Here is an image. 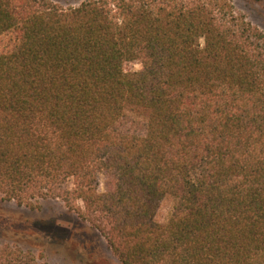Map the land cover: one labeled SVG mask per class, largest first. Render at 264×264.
Returning a JSON list of instances; mask_svg holds the SVG:
<instances>
[{
  "label": "trees",
  "instance_id": "obj_1",
  "mask_svg": "<svg viewBox=\"0 0 264 264\" xmlns=\"http://www.w3.org/2000/svg\"><path fill=\"white\" fill-rule=\"evenodd\" d=\"M8 32L4 200H61L120 264H264V31L231 0H0Z\"/></svg>",
  "mask_w": 264,
  "mask_h": 264
},
{
  "label": "rangeland",
  "instance_id": "obj_2",
  "mask_svg": "<svg viewBox=\"0 0 264 264\" xmlns=\"http://www.w3.org/2000/svg\"><path fill=\"white\" fill-rule=\"evenodd\" d=\"M58 5L76 6L84 0H50ZM235 11L264 31V6L247 0H231ZM17 43L16 34L0 35V52ZM129 64L126 69H139ZM99 190H104L100 179ZM176 200L166 196L160 202L156 220L165 223L173 212ZM79 206L82 204L79 202ZM0 242L45 252L43 264H120L107 247L105 239L87 222L67 209L59 199L41 201L35 208L6 201L0 195Z\"/></svg>",
  "mask_w": 264,
  "mask_h": 264
}]
</instances>
